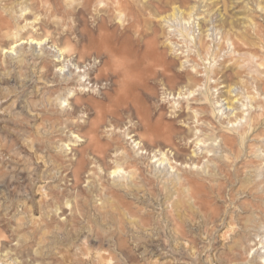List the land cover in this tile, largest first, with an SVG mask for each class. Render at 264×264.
<instances>
[{
  "label": "rangeland",
  "instance_id": "374dc122",
  "mask_svg": "<svg viewBox=\"0 0 264 264\" xmlns=\"http://www.w3.org/2000/svg\"><path fill=\"white\" fill-rule=\"evenodd\" d=\"M70 2L57 0L65 10ZM134 5L147 7L142 34H127L133 60L136 53L152 63L142 85H127L132 68L139 67H130L124 84L107 74V56L98 55L100 43L95 50L87 42L92 29L81 22L82 15L49 19L44 14L49 4L0 0V17L14 26V34H36L34 18L44 14L47 32L69 41L76 59L81 51L91 58L92 80L104 72L98 85H68L64 80L75 68L60 75L61 58L48 41L19 43L13 54L0 48V176L5 175L0 264H107L109 259L110 264H264L259 258L264 256L259 248L264 247V0H138ZM173 14L172 24L166 23L163 18ZM116 42L119 47L122 40ZM162 61L171 65V80L161 75ZM193 69L202 77L190 80ZM75 98L87 109L70 117L68 105ZM118 99L132 113L120 111L121 129L113 132L100 122ZM102 109L106 114L98 121ZM94 125L97 143L90 140ZM71 128L84 138L74 141ZM139 138L167 159L174 146L180 161L162 162L159 153L140 149ZM97 147L106 149L108 167L127 170L105 179L107 186L136 181L147 190L122 188L118 201L105 204L114 219L102 220L101 201L90 192L93 184L84 183L88 205L79 227L67 222L57 229L47 216L51 191L72 187V172L84 162L89 170ZM116 149L124 156L118 163ZM118 203L132 222L146 216L148 227L139 229L112 209Z\"/></svg>",
  "mask_w": 264,
  "mask_h": 264
},
{
  "label": "bare ground",
  "instance_id": "6f19581e",
  "mask_svg": "<svg viewBox=\"0 0 264 264\" xmlns=\"http://www.w3.org/2000/svg\"><path fill=\"white\" fill-rule=\"evenodd\" d=\"M32 2H42L45 5L49 4V10H46L44 8V14L46 16H50L49 19L53 18L56 16V19L60 21H65V17H80L81 22L85 23L87 28L92 29V31L87 35L88 36V41L94 44L95 50H98L99 45L98 43L101 44V52L98 54L101 57L102 56H107V61L104 62V67L105 70L107 71V74H112L118 78V81L122 84H124L125 81H127L130 78V67L135 66L139 68H132L135 70L133 72V77L129 80L127 85H131L132 83H138V84H144L145 79L143 80L142 77H144L143 74H150V70L152 69V63H148L147 60L141 61L139 57L136 56V53H134L135 60H133L131 50H130V41L131 38L128 37V33H133V31L136 32L137 36H140L142 32H140L139 27H140V22L142 20V16H146V8H140V6H135L134 4H138V0H73V2L67 3L66 7H71L67 10H65L64 7L61 5L59 6L57 4L56 0V5L50 4V0H31ZM67 1V0H65ZM143 6V5H142ZM36 8V7H35ZM34 8V9H35ZM50 11V13H48ZM44 14L39 13L38 15L35 16L34 18V23L32 25V28H38V32L35 33H29V35L23 36V35H18L14 34V26L9 22L5 21L0 17V48L2 52L4 50H7L6 53L13 54V52L16 50L18 47L17 44L21 43V45L24 44H30V45H37V46H42L45 44L46 41H48V44H52L53 48L56 50V54L59 55L61 58L60 62L56 64V68H58V73L63 75L64 77L66 74L64 73V70L67 67H74L76 70H79L77 73L75 69L72 71L71 69L69 70L71 74V79H65L64 82L67 83L68 85L72 82L77 83L79 85L82 81H85L84 84L86 83H94L95 85H98L101 83V79L104 75L103 70H100L97 74V76L92 80L90 78L92 71L94 67H92L91 63V58L85 54L83 51H81L79 58L76 59L75 55L77 54L76 49L71 46V43L69 41L55 39L50 32H47L45 29V19L42 18ZM135 14H138L137 16ZM86 15L91 16V21H87ZM39 16H41L39 20ZM150 16V15H148ZM170 17L174 18V14L172 16H167L164 19V21L168 24H172V21H170ZM26 22H28V19H25ZM147 21V20H146ZM112 23H115L117 26L116 29H113ZM100 24V25H96ZM59 26H61L59 24ZM5 31V32H4ZM4 32V34H3ZM82 36H86L85 32L82 34ZM16 38V39H15ZM10 39L9 44L7 41ZM122 40V43L119 47H116V41ZM3 43V44H2ZM149 45V44H147ZM0 50V52H1ZM138 55V54H137ZM139 56V55H138ZM159 58V56H158ZM157 58V60H159ZM160 61V60H159ZM1 63V61H0ZM162 67L163 69L161 70V75L166 77L168 80H171L173 78L170 75H167L171 71V65L162 61ZM183 66V65H182ZM88 68V69H87ZM106 74V75H107ZM201 72L197 71L196 69H193V72L188 73V77L190 80L197 79V77H202L200 75ZM200 75V76H198ZM108 82V81H107ZM191 81H189L190 83ZM189 83H187L186 87H189ZM199 85V84H198ZM201 86V84L199 85ZM85 88V85H84ZM263 91V90H262ZM71 92V90L69 91ZM192 94V92L190 93ZM172 95V93H170ZM179 97L182 95L181 93L178 94ZM66 102V101H64ZM230 104L233 106L234 105L230 102ZM69 108H71V111H68V116H77L78 114L84 113L85 109H87V106L84 102H82L79 99H76L71 102L68 105ZM117 109L118 111H116ZM120 111L127 112L131 114V109L127 103H124L123 100L118 99L114 104L111 105V112L107 114L108 118L107 120H103L104 115L106 114V111L102 109L100 111L99 115V120L101 121L100 124L103 127H109L113 129V132H116V130L121 129V123L118 121V115ZM138 117V116H137ZM95 126V131L93 130L91 132V142L93 141L94 143L96 142V125ZM69 133L71 135H76L77 137L74 139V141L77 142L78 139L84 138L80 134H76V132L71 128L69 130ZM140 140V149H144L147 151H150L151 153L155 154V157H158V154L164 158V160H161L162 162L164 161H170L176 160L180 161V153L179 151L174 147H172V151L175 152L174 156L172 158H165V153H162V151L151 144L149 147L144 143L142 138H139ZM62 148V147H61ZM159 149V150H158ZM158 151V152H156ZM105 153L106 149L97 147V150L94 154L91 156V162H90V169L87 170L85 168V162L83 160V164H81L79 167H77L73 172H72V178L74 183L72 187H62V189L57 190L56 188L51 191L50 197L51 200L46 202L48 210V219L50 218L51 221H56L57 224V229L62 228L64 223L70 222L71 226H73L75 229L79 227V221L81 218H84L85 216V211L87 210V199H86V190L82 187L84 183L90 182V184H93L94 190L91 189L90 192H92V197L95 201V199H98L101 201V205L99 206V217L102 220L105 219H114V215L112 211L107 208H105V204L108 203L111 200H114L118 197V195L122 196V188L127 190V192L130 193H135V192H141L142 189L147 190L144 185H140L136 181H128L124 183L123 185H119L116 188L107 186L106 180L112 177L113 175H117L118 178L122 173L127 174V170L123 169L119 165L111 169L108 167V164L105 161ZM115 155V160L118 163L119 161L122 160L124 156H122L119 153V149H116L112 152ZM194 165V162L192 163ZM174 169V167H172ZM67 170L65 169L64 172ZM38 172V171H37ZM60 174V173H59ZM60 176V175H59ZM5 177V175H1L0 178ZM95 178L98 180H95ZM114 178V176H113ZM6 181V180H5ZM99 188H98V184ZM90 187V185H88ZM95 191V192H94ZM153 194V192L151 193ZM196 194H191L190 199L195 198ZM124 197V196H123ZM67 198V203L64 204L63 200ZM119 200V199H118ZM117 200V201H118ZM99 202V201H98ZM56 207V211H52V208ZM125 205H122L120 203L113 205L112 209H116L117 211L123 212L124 217L127 219V221H130L131 224L136 226L139 229H145L148 227L149 223H144V221H147L146 216H141L144 218H140L139 221L132 222V216L129 215L128 213H125ZM68 214V215H67ZM61 218H64L61 220ZM64 220V221H63ZM69 227V226H68ZM69 229V228H68ZM122 230V229H121ZM261 244V243H260ZM258 243H256L255 246H257ZM260 249H264L263 246L259 247ZM259 258L261 260L264 259V256ZM112 259H109L107 261V264H110ZM7 264V263H6Z\"/></svg>",
  "mask_w": 264,
  "mask_h": 264
}]
</instances>
